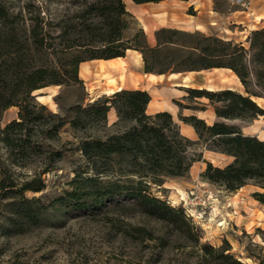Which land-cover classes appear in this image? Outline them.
Returning <instances> with one entry per match:
<instances>
[{"label":"trees","instance_id":"trees-1","mask_svg":"<svg viewBox=\"0 0 264 264\" xmlns=\"http://www.w3.org/2000/svg\"><path fill=\"white\" fill-rule=\"evenodd\" d=\"M130 1L143 4L162 0ZM87 9L89 12L82 10L75 23L73 42L62 51L69 56L70 70H54L59 78H48V70L43 67L22 70L18 54L1 55L0 117L11 106L17 107L18 112L15 120L0 128V264H50L53 252L45 251L38 242L27 245L21 241L31 238L49 223L65 224L67 214L72 211L97 209L104 201L119 197L135 202L148 217L167 223L175 235L193 243L191 248L199 262L243 264L227 253L229 248L200 243L196 228L183 210L151 196L149 190L151 185H162L166 178L184 177L192 164L201 159L200 154L191 155L190 150L201 145L207 151L230 158L223 167L206 162L201 173L203 180L228 192L252 184L258 188L252 193L253 198L264 205V138L245 135L237 125L226 123L264 118V108L253 100L264 98V27L249 33L248 49L231 40L173 28L156 30L155 45L151 47L142 29L128 34L134 22L123 0H90ZM84 13L92 14L86 18ZM31 33L34 37V30ZM177 36H196L197 41L187 45L177 40ZM128 50L139 52L144 73L152 74H165L170 68L154 70L148 56L156 58L163 51L183 55L186 52L182 61L190 64L171 73L227 68L238 78L242 92L186 90L192 99H207L217 118L207 124L194 115L180 117L194 129L196 141L181 135L169 113L147 114L150 96L145 90H115L85 106L70 107L69 117L52 113L35 101L32 93L36 90L81 82L79 63L124 57ZM111 110L116 119L108 126ZM66 125L73 140H67L62 146L70 145L68 150L78 151L82 164L73 170L67 182L69 190L56 196H35L46 188L41 176L54 170V163L63 158L64 151L53 148L50 143L59 141ZM89 130L95 132L91 134ZM35 159L47 164L30 179L18 181L13 169L27 168ZM28 193L32 196H27ZM69 261L101 264L90 262L82 253H76Z\"/></svg>","mask_w":264,"mask_h":264},{"label":"rangeland","instance_id":"rangeland-1","mask_svg":"<svg viewBox=\"0 0 264 264\" xmlns=\"http://www.w3.org/2000/svg\"><path fill=\"white\" fill-rule=\"evenodd\" d=\"M89 1L0 0V58L5 54H18L21 60L18 64L22 70L43 67L48 70L46 75L48 78H59L54 70L59 71L62 68L70 70L69 56L62 51L73 42L72 38L76 36L75 23L82 10L86 9V12H89L87 9ZM123 1L126 10L133 11L130 14L134 24L128 32L132 34L137 29H142L139 26V6L130 0ZM245 2L244 6H239L231 4L228 0H214L217 13L213 15L212 20L216 24L205 32H185L231 40L248 49L246 39L251 31L247 30L246 33L243 29L258 24L256 13L252 14L250 8L253 9L256 4L264 6V0H245ZM198 9L200 6L189 7L186 13L195 15ZM90 14L92 13L83 15L88 18ZM212 20L208 19L206 22L210 24ZM33 30L34 37L31 33ZM145 37L147 44L153 47L154 34L152 41H149L146 34ZM175 38L187 45L197 41L196 36ZM79 54L82 57L87 56L85 53ZM186 54V52L183 55L163 51L158 57L148 56V59L154 70L170 68L167 73H171L172 70L183 69L190 64V61L185 63L182 61ZM125 55L129 71L139 78L136 83L140 84L144 72L142 57H137L134 52H126ZM67 74L69 76L70 72ZM179 81L180 84L178 81L167 82L169 92L174 95L173 101L177 100L175 104L177 106L181 104L182 107L189 109L205 110L203 105L210 104L207 99H192L188 97L186 91L184 94L181 91L182 87L198 81L188 78L185 82ZM174 83L178 85H173ZM236 84L237 88L233 90L242 92L240 82L239 85ZM102 87L103 83L90 84L86 81L85 84L81 81L69 85H50L32 94L35 95V101L44 105L48 111L69 117L70 107L76 104L85 106L99 97L110 94L100 93ZM182 94L184 97H181ZM39 96L43 98H38ZM260 103L264 105V100H260ZM17 112L18 108L15 106L4 110L0 117V128L15 120ZM115 118V113L111 110L107 118L108 126L115 121ZM226 123L237 125L245 135L264 138L262 116L250 121L236 120ZM93 132L95 131L89 130L88 133ZM59 136L58 142L50 144L53 148L64 151L63 158L54 163V170L41 176L45 180L46 188L35 196H56L63 190H69L70 185L67 182L73 176V170L82 164L78 151L68 150L70 145L62 146L67 140H73L68 125L61 130ZM190 154L194 156L200 154L201 159L192 164L184 177L166 178L162 185H151L150 195L173 208L182 209L190 224L196 228L200 243H207L215 248H229L227 253L232 254L243 264H264V205L252 196L258 188L248 184L235 192H228L222 187L209 184L201 177L206 162L223 167L228 160L221 155L208 152L201 145L193 146ZM45 164L46 161L35 159L27 168H14V177L18 181L30 179ZM27 196L32 194L28 193ZM67 215L69 217L65 224L49 223L42 230L36 231L31 238L21 242L27 245L38 242L43 245L45 251L53 252L50 264H71L69 260L76 253L84 254L90 262L98 261L101 264H210L199 262V258L191 248L193 243L175 235L167 223L148 217L133 201L119 197L104 201L97 209H77Z\"/></svg>","mask_w":264,"mask_h":264},{"label":"crops","instance_id":"crops-1","mask_svg":"<svg viewBox=\"0 0 264 264\" xmlns=\"http://www.w3.org/2000/svg\"><path fill=\"white\" fill-rule=\"evenodd\" d=\"M135 5L139 6V26L145 32L146 36L149 38V41H152L154 32L160 27L176 28L189 32H205V30L211 29L212 26L216 24V22L212 20L214 17L213 15L217 13L216 9L214 8V0H162L158 3H143ZM196 6H200V9L195 11V15H189L186 13L189 7ZM250 10H252V14L256 13L255 16L258 18L259 22L258 24L253 25L252 28L243 29V31H245L246 33L247 30L252 31L254 29L264 27V6L256 4V7H253V9L250 8ZM127 11L129 13H133V11L130 9H127ZM208 19L212 20L210 24L206 22ZM127 52H134L137 57H139L138 54H140L139 52L134 50H128ZM118 58H120L124 62V69L117 71L115 69L110 68L109 63L111 61H116ZM118 58L106 60L95 59L79 63V79L81 81H84L85 84L86 81L90 82V84L92 82L103 83L102 92L100 93L105 94L106 87L103 82L105 80V77H99L97 75L100 65H102L106 70L107 77L118 78L120 72L122 71L123 81L121 84L118 83L117 87L113 91L119 89H140L147 91L150 96V101L146 106V113L150 115L162 111L169 113L173 121L177 123L180 133L193 141L197 139V135L194 129L190 125L182 122L180 120V117L194 115L197 118L203 119L207 124H211L217 120L214 114L213 106L211 104H206L205 102H202L205 103L203 105L205 107V110H195L185 107L179 108L175 104L177 100L175 102L173 101L174 95L169 92L170 88L168 87L167 82L178 81V84H180L179 80H181L182 83L185 82L186 78L198 81L197 83H195L196 85L190 84L186 87H182L181 91L183 94L188 88L197 87V89L218 91L222 89L233 90L234 88H237L236 83H238L239 85V80L237 79V77L232 73L231 70L227 68H209L198 71H188L185 73L165 74H152L143 72L144 77L142 76V80L139 84L136 83L137 81H139V78H137V76L132 75V72H130L128 69V61L126 60V55L124 57ZM137 75L139 76V73H137ZM150 76H152L153 78H150ZM178 84L174 83L173 85ZM183 94L182 96H180L184 97ZM208 152L221 155L225 157L228 162L230 160V158L226 155L215 153L212 151Z\"/></svg>","mask_w":264,"mask_h":264},{"label":"bare ground","instance_id":"bare-ground-1","mask_svg":"<svg viewBox=\"0 0 264 264\" xmlns=\"http://www.w3.org/2000/svg\"><path fill=\"white\" fill-rule=\"evenodd\" d=\"M138 56H140V54H138ZM109 67L112 68V69H115V70H123L124 69V62L118 58L116 61H111L109 63ZM97 75L99 77H105V80H104V85L106 87V94L107 93H111L113 92V90L117 87L118 83H122L123 81V74H122V71L120 72V75L118 78H114V77H107V72L106 70L104 69V67L102 65H100L99 69H98V73ZM174 77H175V74H174ZM150 78H153L152 76H150ZM186 80V79H185ZM47 88V87H46ZM38 91V90H36ZM35 92V91H34ZM33 92V93H34ZM38 98H43L42 96H39ZM253 100L259 105L261 106L262 108H264V105H262L260 103V100H264L263 98H253Z\"/></svg>","mask_w":264,"mask_h":264},{"label":"built area","instance_id":"built-area-1","mask_svg":"<svg viewBox=\"0 0 264 264\" xmlns=\"http://www.w3.org/2000/svg\"><path fill=\"white\" fill-rule=\"evenodd\" d=\"M231 4L234 5H239V6H244L245 5V0H228Z\"/></svg>","mask_w":264,"mask_h":264},{"label":"water","instance_id":"water-1","mask_svg":"<svg viewBox=\"0 0 264 264\" xmlns=\"http://www.w3.org/2000/svg\"><path fill=\"white\" fill-rule=\"evenodd\" d=\"M33 95V94H32ZM33 96H35V95H33Z\"/></svg>","mask_w":264,"mask_h":264}]
</instances>
